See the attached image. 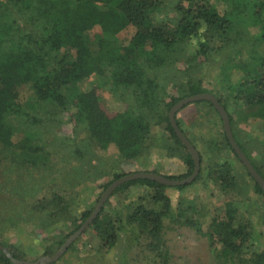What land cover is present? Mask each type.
Listing matches in <instances>:
<instances>
[{
    "label": "trees",
    "instance_id": "obj_1",
    "mask_svg": "<svg viewBox=\"0 0 264 264\" xmlns=\"http://www.w3.org/2000/svg\"><path fill=\"white\" fill-rule=\"evenodd\" d=\"M129 27L132 34L123 44L119 34ZM208 67L219 69L210 90L199 77ZM92 76L123 104L122 111L103 107L96 88L81 89ZM27 85L32 95L24 100L21 92ZM202 93L213 94L225 107L237 144L264 178V140L238 125L253 117L264 120V0H0V241L12 256L0 249V264L24 260L17 245L2 241L8 227L24 218L41 229L61 222L69 227L44 253L53 256L99 202L100 194L76 214L73 206L81 189L98 186L105 191L132 173L121 171L126 161H142L162 150L186 167L182 175L164 176L189 177L194 159L169 112L181 99ZM193 104H207L218 115V134L199 140L186 133L178 115ZM68 113L73 132L65 135L61 127ZM176 122L201 159L196 180L176 189L203 179L206 155L207 177L220 193L243 201L252 183L264 198V190L232 148L212 102L186 105L176 113ZM155 126L162 128L161 142L152 138ZM17 134L19 141L14 140ZM110 149L115 154L102 153ZM227 152L242 165L250 184ZM134 186L143 194L124 200L122 208L113 204L116 195L127 200ZM168 188L151 179L125 182L80 237L93 232L100 249L108 252L133 227L148 240L147 249L162 264H170L164 239L169 220L208 238L219 264H264V251L253 250L252 223L239 213L236 201H227L223 213L213 216L204 230L188 216L197 211L195 200L182 198L174 209Z\"/></svg>",
    "mask_w": 264,
    "mask_h": 264
},
{
    "label": "rangeland",
    "instance_id": "obj_2",
    "mask_svg": "<svg viewBox=\"0 0 264 264\" xmlns=\"http://www.w3.org/2000/svg\"><path fill=\"white\" fill-rule=\"evenodd\" d=\"M212 1L214 2V0ZM218 8L223 11V4H218ZM250 27L252 34H256L257 30L253 26ZM132 31L133 28L129 27L119 34L121 43H128ZM189 49L194 50L191 46ZM218 72V68L208 67L199 74V77L203 78L202 86L206 90H210L215 85ZM80 87L83 91L96 88L103 107L111 112H119L124 109L123 104L108 89L100 86V80L96 76L86 79L80 84ZM31 95L32 90L27 85L21 92V98L26 100ZM209 109L211 108L207 104H193L179 113L178 118L182 127L190 137L196 134L199 140L206 139L211 134H218L222 130L218 115ZM206 112L209 113L206 114ZM70 118L69 113L64 116L66 122L61 127L62 134H72L73 123L70 121ZM214 123L218 124L214 125ZM238 125L241 131L251 133L253 137L260 141L264 140V120L253 117L249 121L238 123ZM162 132L160 126L153 127L151 132L152 138L155 141L161 142ZM20 138L21 135L17 134L14 140L19 141ZM195 143L199 146L198 141ZM102 153L107 155L115 154V151L114 149H110ZM226 157L232 160L233 164L236 165L239 172L250 184V179L244 172L242 165L231 153L227 152ZM207 158L205 155L203 161V168L205 169L202 180L183 190H178L173 186L168 188L167 193L172 199L173 208H177L178 202L182 198L195 200L197 211H190L188 216L194 217L197 221L201 222L203 229L207 230L212 217L222 214L225 210V203L229 200H234L239 207V213L252 223L255 238L253 250L264 251V198L254 192L252 183L247 193L248 198L243 201L235 194L223 195L220 193L214 182L207 177ZM141 169L148 171L155 170L162 175L173 176L182 175L186 172V167L180 159L167 158L164 151L158 149H155L145 160L138 162L126 161L121 167V171L127 173H133ZM80 192L79 200L73 206L76 214L91 207L99 194L101 197L104 190L99 189L98 186H90L83 187ZM141 194H143V191L139 187L134 186L127 200L123 199L122 195H116L111 201L118 208H122L124 200V203L130 202ZM68 228L66 224L61 222L51 229H41L35 221L24 218L14 227H8L6 237H2V241L7 244L17 245L22 250L21 252H23L22 256L24 260L35 262L44 256L48 248L54 245L52 244V239L57 238L63 232H67ZM164 239L171 256L170 264H219L216 253L210 245L208 238L202 236L196 229L190 226H182L167 220L165 221ZM147 243L148 240L142 237L136 228L132 227L126 229L121 234L116 247L105 252L100 249L98 241L94 239V233L88 232L78 238L59 260L51 264H162L160 259L147 249Z\"/></svg>",
    "mask_w": 264,
    "mask_h": 264
},
{
    "label": "water",
    "instance_id": "obj_3",
    "mask_svg": "<svg viewBox=\"0 0 264 264\" xmlns=\"http://www.w3.org/2000/svg\"><path fill=\"white\" fill-rule=\"evenodd\" d=\"M200 100H208L213 103L215 109L219 112L222 120H223V126L224 130L227 134V137L229 139V142L234 149V151L237 153L239 156L240 160L243 162V164L246 166L248 172L250 175L256 180L257 183L262 187L264 190V178L258 173V171L255 169L249 158L246 156V154L242 151V149L239 147L237 144L232 128H231V122H230V117L225 109V107L220 103L218 98L214 96L211 93H202V94H197L193 96H188L183 99H181L179 102H177L170 110L169 112V119L170 122L177 134V136L180 138V140L184 143V145L190 150L192 157L194 159L195 167L193 173L183 179V180H174V179H169L165 177L164 175L160 173H155V172H147V171H139V172H133L130 174H127L117 180H115L111 185L107 187V189L103 192L101 195L98 204L96 205L95 210L91 214V216L82 224V226L77 230L62 246L61 248L51 257L49 256H43L41 257L38 261L35 262H29L26 260H17V259H12L14 264H51L57 260L66 252V250L81 236L83 232L88 228V226L93 222V220L97 217L99 212L101 211L102 207L104 206L105 202L108 200V198L113 194V192L116 190L117 187L120 185L124 184L125 182L135 180V179H151L158 181L159 183H162L167 186H179V185H187L191 184L196 180L200 173L201 169V159H200V154L198 150L195 148V146L190 142V140L187 138V136L183 133V131L179 128L177 122H176V113L184 108L186 105L195 102V101H200ZM0 249L3 250L8 256H11L9 251L5 246H3L0 243Z\"/></svg>",
    "mask_w": 264,
    "mask_h": 264
}]
</instances>
